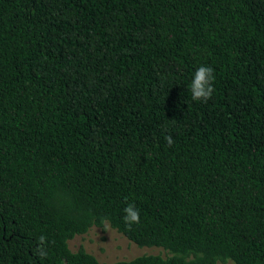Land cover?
<instances>
[{"label": "trees", "instance_id": "trees-1", "mask_svg": "<svg viewBox=\"0 0 264 264\" xmlns=\"http://www.w3.org/2000/svg\"><path fill=\"white\" fill-rule=\"evenodd\" d=\"M105 228L152 252L68 248ZM226 262L264 264V0H0V264Z\"/></svg>", "mask_w": 264, "mask_h": 264}, {"label": "rangeland", "instance_id": "rangeland-1", "mask_svg": "<svg viewBox=\"0 0 264 264\" xmlns=\"http://www.w3.org/2000/svg\"><path fill=\"white\" fill-rule=\"evenodd\" d=\"M68 248L75 251L82 248L91 254L99 263H111L129 260L136 256L145 255L150 248H138L109 228L103 231L91 229L83 236H77L68 242ZM225 264H232L226 262Z\"/></svg>", "mask_w": 264, "mask_h": 264}, {"label": "clouds", "instance_id": "clouds-1", "mask_svg": "<svg viewBox=\"0 0 264 264\" xmlns=\"http://www.w3.org/2000/svg\"><path fill=\"white\" fill-rule=\"evenodd\" d=\"M215 80L214 70L210 66L201 65L197 68L191 81L190 91L192 94V99L194 101L207 102L211 98L214 92L213 82ZM165 140L169 146H171L174 141L169 135L165 137ZM125 222L131 226L134 223H139V211L135 208L133 204H129L125 209ZM40 241H44V237L41 236ZM39 255L44 256L46 253L43 249L39 250Z\"/></svg>", "mask_w": 264, "mask_h": 264}]
</instances>
